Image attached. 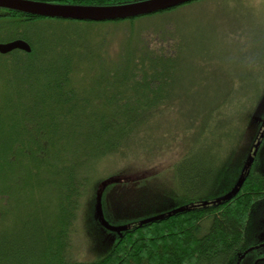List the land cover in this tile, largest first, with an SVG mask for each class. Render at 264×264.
<instances>
[{
  "label": "trees",
  "instance_id": "obj_1",
  "mask_svg": "<svg viewBox=\"0 0 264 264\" xmlns=\"http://www.w3.org/2000/svg\"><path fill=\"white\" fill-rule=\"evenodd\" d=\"M41 1L105 6L140 0ZM179 8L112 22H166L131 25L114 62L102 56L95 61L77 28L100 22L0 9V43L22 39L32 49L0 54V264H242L259 250L251 224L264 205L262 153L257 151L247 171L248 160L234 156L244 142L246 102L259 98L264 86L221 91L209 109L182 113L187 128H168L166 113L183 111L174 77L182 54ZM89 60L102 62L91 68ZM86 65L88 73L76 78L77 67ZM161 127L166 131L156 135ZM179 140L185 144L171 172L181 193L174 204L180 212H145L147 222L126 221L130 229L102 256L75 259L72 241L84 193L95 182L96 191L111 181L92 177L91 167L106 157L133 159ZM241 178L245 182L237 188ZM19 227L24 241L15 231ZM89 229L87 222L93 246ZM3 230L9 238L3 239Z\"/></svg>",
  "mask_w": 264,
  "mask_h": 264
},
{
  "label": "rangeland",
  "instance_id": "obj_2",
  "mask_svg": "<svg viewBox=\"0 0 264 264\" xmlns=\"http://www.w3.org/2000/svg\"><path fill=\"white\" fill-rule=\"evenodd\" d=\"M181 7L176 19V28L179 30L176 35L180 38L182 54L180 62L175 65L174 77L180 86L177 94L182 96L177 98L183 111L166 113L169 119L165 125L171 129L177 126L187 128L182 113L192 111V115L196 116L202 110L209 109L216 100L214 96H218L221 91L230 88L249 91L262 84L264 86V0H204ZM157 18L145 17V20L136 24L83 23L77 28L84 32L86 42L92 46L95 61L102 56L106 61L114 62L124 38L131 36L130 26L141 29V25L149 28L150 25L166 24L165 17ZM101 62L95 64L89 60L87 65L96 68ZM87 65L77 67L76 78L81 79L88 73L90 67ZM255 97L251 110L253 103L246 102L247 114L240 122L245 125L243 129L246 133L242 149L236 152L234 158L237 161L248 160L250 146L259 140L257 151H261L263 158L258 163L264 165V137H260V133L264 132V91L259 98L257 95ZM166 128L156 130V135L166 131ZM176 144L166 142L133 159L106 157L91 167L92 177L111 181L96 186V191L95 182L84 193L83 207L76 219L72 241V255L75 259L93 260L102 256L122 232L130 229L131 225L126 224V221L140 220V224L147 222L148 219H142L145 212L155 208L158 215L180 210L174 206L181 193L171 168L182 153L181 148L185 143L179 140ZM256 214L257 219L251 224V234L255 236V241H261L260 248L249 253L248 259L242 264H264V205L260 206ZM87 222L89 231L95 237L93 246L85 232ZM6 231L1 233L3 239L9 238ZM15 231L19 239L24 241L22 228H16Z\"/></svg>",
  "mask_w": 264,
  "mask_h": 264
},
{
  "label": "water",
  "instance_id": "obj_3",
  "mask_svg": "<svg viewBox=\"0 0 264 264\" xmlns=\"http://www.w3.org/2000/svg\"><path fill=\"white\" fill-rule=\"evenodd\" d=\"M193 1L195 0H140L127 4L92 6L86 4H57L41 0H0V9L22 12L24 14L28 13L37 17L105 23L138 18L139 16H150V14L161 13V11L171 10V8L181 7ZM17 49L26 53L32 50L31 46L22 39L0 43V54L2 55H6ZM260 137H264V132L260 133ZM259 145L260 141L258 140L255 144L254 152L248 156V161L245 166L246 171L254 164L257 150L260 147ZM239 181L237 188L242 187L245 179L241 178Z\"/></svg>",
  "mask_w": 264,
  "mask_h": 264
},
{
  "label": "bare ground",
  "instance_id": "obj_4",
  "mask_svg": "<svg viewBox=\"0 0 264 264\" xmlns=\"http://www.w3.org/2000/svg\"><path fill=\"white\" fill-rule=\"evenodd\" d=\"M41 17V16H40ZM45 18V17H44Z\"/></svg>",
  "mask_w": 264,
  "mask_h": 264
},
{
  "label": "flooded vegetation",
  "instance_id": "obj_5",
  "mask_svg": "<svg viewBox=\"0 0 264 264\" xmlns=\"http://www.w3.org/2000/svg\"><path fill=\"white\" fill-rule=\"evenodd\" d=\"M256 144V143H255ZM255 146V145H254Z\"/></svg>",
  "mask_w": 264,
  "mask_h": 264
}]
</instances>
